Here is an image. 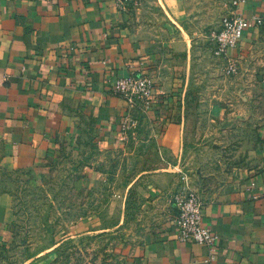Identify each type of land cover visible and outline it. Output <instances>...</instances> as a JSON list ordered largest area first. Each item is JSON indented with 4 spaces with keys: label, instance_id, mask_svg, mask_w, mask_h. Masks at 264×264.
<instances>
[{
    "label": "crops",
    "instance_id": "crops-1",
    "mask_svg": "<svg viewBox=\"0 0 264 264\" xmlns=\"http://www.w3.org/2000/svg\"><path fill=\"white\" fill-rule=\"evenodd\" d=\"M163 2L180 21L182 0ZM227 3L229 13L251 21L230 55L264 86V0ZM193 53L187 70L197 62ZM165 56L133 30L130 0H0V264L14 220L10 179L127 144L131 135L120 142L118 129L129 110L113 82L134 72L151 77L158 94L147 109L130 110L143 154L156 157L144 173L153 198L171 191L184 141L176 101L190 90L191 75L180 62L169 69ZM201 201L202 225L218 237L212 261L206 247L180 242L170 225L119 264H264V161L237 190ZM47 263L45 254L24 264Z\"/></svg>",
    "mask_w": 264,
    "mask_h": 264
},
{
    "label": "rangeland",
    "instance_id": "rangeland-1",
    "mask_svg": "<svg viewBox=\"0 0 264 264\" xmlns=\"http://www.w3.org/2000/svg\"><path fill=\"white\" fill-rule=\"evenodd\" d=\"M182 2L179 21L163 0H130L133 30L166 53L169 69L180 62L186 65L180 72L191 75L190 90L176 101L184 141L171 191L153 198L144 172L156 157L143 154L137 129L115 151L90 149L13 177L8 192L14 220L1 254L4 264L45 254L47 264H119L172 225L177 192L214 200L237 190L261 166L264 86L238 66L227 73L226 60L211 54V37L229 4ZM189 49L197 62L187 70Z\"/></svg>",
    "mask_w": 264,
    "mask_h": 264
},
{
    "label": "built area",
    "instance_id": "built-area-1",
    "mask_svg": "<svg viewBox=\"0 0 264 264\" xmlns=\"http://www.w3.org/2000/svg\"><path fill=\"white\" fill-rule=\"evenodd\" d=\"M250 26L251 21L244 16L229 13L221 19L220 28L211 37L214 43L213 54L226 60L227 73H235L237 70V64L230 53L237 47L244 31ZM113 91L125 101L129 110L118 129V140L124 142L139 125V121L131 115L130 110L140 105L147 109L157 100L158 94L151 77L141 71L116 79L113 82ZM173 202L175 216L172 227L177 239L183 243L190 240L199 246L206 247L209 255L208 261H212L217 252L218 237L202 225L203 203L201 198L193 193L177 192Z\"/></svg>",
    "mask_w": 264,
    "mask_h": 264
}]
</instances>
